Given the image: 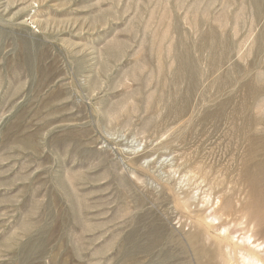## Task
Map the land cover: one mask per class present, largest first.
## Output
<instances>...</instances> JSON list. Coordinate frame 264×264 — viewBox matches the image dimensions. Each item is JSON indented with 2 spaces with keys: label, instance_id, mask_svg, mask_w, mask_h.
Segmentation results:
<instances>
[{
  "label": "rangeland",
  "instance_id": "obj_1",
  "mask_svg": "<svg viewBox=\"0 0 264 264\" xmlns=\"http://www.w3.org/2000/svg\"><path fill=\"white\" fill-rule=\"evenodd\" d=\"M246 230L264 0H0V264H244Z\"/></svg>",
  "mask_w": 264,
  "mask_h": 264
},
{
  "label": "bare ground",
  "instance_id": "obj_2",
  "mask_svg": "<svg viewBox=\"0 0 264 264\" xmlns=\"http://www.w3.org/2000/svg\"><path fill=\"white\" fill-rule=\"evenodd\" d=\"M262 2V1H261ZM258 6H260V5H258ZM205 37V36H204ZM206 38V37H205ZM204 40V39H203ZM206 40H208V39H206ZM207 44V42L205 43V45ZM205 45H203L204 47H205ZM115 47V46H114ZM182 48V47H181ZM41 59V58H40ZM40 63V62H39ZM182 64V63H181ZM67 189V188H66ZM67 195V194H66ZM180 197V196H179ZM223 199H224V197H223ZM226 199V198H225ZM226 200H228V198L226 199ZM225 200V201H226ZM184 201V200H183ZM225 201H222L223 203L225 202ZM230 201V199L227 201V202H229ZM231 203V202H230ZM224 204V205H222L223 207H220V209H219V211L217 210V212L216 213H218L221 217H226V221H227V219H229L230 217H231V215H232V213L233 212H231V210L229 209L231 206L230 205H232V204ZM219 206V205H218ZM228 206H230V207H228ZM234 207H236L235 205H234ZM185 208L186 207H184V210H185ZM187 209V208H186ZM217 209V208H216ZM234 211V210H233ZM238 211V210H237ZM236 211V212H237ZM243 211V210H242ZM231 212V213H230ZM215 213V214H216ZM239 214V213H238ZM241 214V213H240ZM244 214L245 213H243V215H242V217L244 216ZM235 215V214H234ZM237 215V214H236ZM215 216H217V215H215ZM217 218H219V217H217ZM216 219V218H215ZM240 219V218H239ZM198 220H200L199 218H198ZM205 221H206V219H204ZM218 220V219H217ZM230 220V219H229ZM236 220V219H235ZM244 220H245V218H244ZM200 221H203V218H202V220H200ZM241 221V220H240ZM239 221V222H240ZM208 222V221H207ZM211 222V221H210ZM237 222V221H236ZM243 223V222H242ZM253 223H257V219H256V217L254 216V215H250V216H248V221H247V224L249 225V224H253ZM205 224V223H204ZM241 224V223H240ZM213 224L211 223V226H212ZM216 225H214L213 227H215ZM251 226V225H250ZM208 227H209V222H208ZM213 227H212V229H213ZM224 227V226H223ZM222 227V228H223ZM211 228V227H210ZM225 228V227H224ZM221 231V230H220ZM247 231V230H246ZM224 232V231H223ZM249 232L247 231V234H248ZM225 234H227V233H225ZM244 234V233H243ZM246 234V235H247ZM220 235V234H219ZM230 235V234H229ZM228 235V236H229ZM245 235V236H246ZM221 237L223 236V238H224V234H221L220 235ZM227 235L225 236V238L226 237H228ZM231 236V235H230ZM229 236V238L231 239L232 237H230ZM229 238H227V240H230ZM222 240V239H221ZM222 241H225V239L224 240H222ZM221 242V241H220ZM228 242V241H227ZM231 242V241H230ZM235 241H233V243H234ZM238 242V241H237ZM243 242V241H242ZM172 244H173V241L171 242ZM222 243V242H221ZM226 243V242H225ZM229 243V242H228ZM236 243V242H235ZM245 243V242H244ZM244 243L243 244H241V242L238 244H234L233 246V251H234V253H237V254H239V256L243 259V262H244V264H264V247L262 246V245H264V244H262V243H258V241L257 240H255L254 239V236L250 233V235L248 234V236H247V238H246V243H247V245H244ZM220 244V243H219ZM223 244V243H222ZM227 245V244H226ZM228 245H230V244H228ZM231 246V245H230ZM229 247V246H228ZM232 247V246H231ZM227 249V248H226ZM228 250H230L229 248H228ZM228 252V251H227ZM229 253V252H228ZM230 255V254H229ZM232 255V254H231ZM235 256V255H234ZM233 258V257H232ZM235 258V257H234ZM232 260V259H231ZM227 262H228V258H227ZM242 262V261H241ZM232 263V262H231ZM203 264V263H202ZM229 264V263H228Z\"/></svg>",
  "mask_w": 264,
  "mask_h": 264
}]
</instances>
